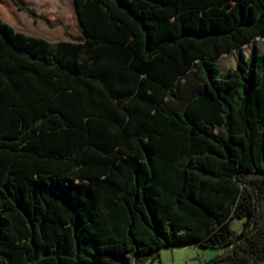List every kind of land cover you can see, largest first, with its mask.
Here are the masks:
<instances>
[{
	"label": "trees",
	"instance_id": "trees-1",
	"mask_svg": "<svg viewBox=\"0 0 264 264\" xmlns=\"http://www.w3.org/2000/svg\"><path fill=\"white\" fill-rule=\"evenodd\" d=\"M74 4L78 41L0 16V264L193 245L224 251L205 264H264V52L217 61L264 39V0Z\"/></svg>",
	"mask_w": 264,
	"mask_h": 264
},
{
	"label": "rangeland",
	"instance_id": "rangeland-1",
	"mask_svg": "<svg viewBox=\"0 0 264 264\" xmlns=\"http://www.w3.org/2000/svg\"><path fill=\"white\" fill-rule=\"evenodd\" d=\"M0 5L8 19L18 24L19 27L22 26V28L33 31L35 36L50 42H54V39L60 40V38L61 40L67 38L71 41H78V37L83 35L74 0H30V4L26 6L34 8L31 11L34 17L20 11L13 0H0ZM0 15L3 18V13L0 12ZM254 52H264V39H256L250 45L218 59L222 73L236 68L240 61L246 60ZM245 221L241 218L232 220L230 229L236 234L240 233ZM223 253V250H213L195 245L171 248L162 250L155 261L150 260L147 264H205ZM117 259L116 261H118ZM218 264L232 263L224 261Z\"/></svg>",
	"mask_w": 264,
	"mask_h": 264
},
{
	"label": "crops",
	"instance_id": "crops-1",
	"mask_svg": "<svg viewBox=\"0 0 264 264\" xmlns=\"http://www.w3.org/2000/svg\"><path fill=\"white\" fill-rule=\"evenodd\" d=\"M32 1V0H31ZM20 2L29 10V11H33V9L34 8H28L26 5L27 4H30V0L29 1H26V0H20ZM0 12H1V14L3 13V19H5V21L7 22V23H9L10 25H12L13 27H15V29L17 30V31H20V32H23V33H25V34H27V35H30V36H35V33L33 32V31H30L29 29H26V28H22V26L21 27H19L18 26V24H16V23H14L13 21H11V19H8L7 18V16L6 15H4V11L2 10V6L0 5ZM24 12V11H23ZM0 16H2V15H0ZM80 24V23H79ZM80 27H81V25H80ZM82 28V27H81ZM82 30H83V28H82ZM83 35H84V31H83ZM82 35V36H83ZM35 37H37V36H35ZM60 38V37H59ZM54 42H58V41H71V40H69V39H67V38H64L63 40H61V38H60V40H53Z\"/></svg>",
	"mask_w": 264,
	"mask_h": 264
},
{
	"label": "water",
	"instance_id": "water-1",
	"mask_svg": "<svg viewBox=\"0 0 264 264\" xmlns=\"http://www.w3.org/2000/svg\"><path fill=\"white\" fill-rule=\"evenodd\" d=\"M246 216H247V220H249L251 213L247 212ZM238 219H239V217H238ZM229 229H230V226H227L224 229H222L220 232L221 237L216 238L215 241L211 240V245L215 246L216 244L221 245L222 243H225L231 237V231Z\"/></svg>",
	"mask_w": 264,
	"mask_h": 264
}]
</instances>
